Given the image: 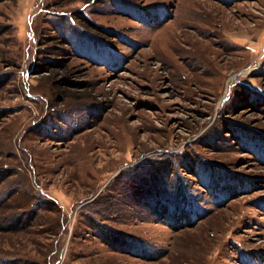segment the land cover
I'll return each mask as SVG.
<instances>
[{"label":"rangeland","instance_id":"rangeland-1","mask_svg":"<svg viewBox=\"0 0 264 264\" xmlns=\"http://www.w3.org/2000/svg\"><path fill=\"white\" fill-rule=\"evenodd\" d=\"M0 264H264V0H0Z\"/></svg>","mask_w":264,"mask_h":264}]
</instances>
